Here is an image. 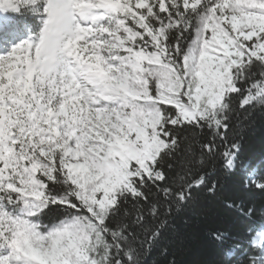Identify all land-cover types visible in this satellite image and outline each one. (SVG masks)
I'll list each match as a JSON object with an SVG mask.
<instances>
[{
  "label": "snow or ice",
  "instance_id": "6c2138e0",
  "mask_svg": "<svg viewBox=\"0 0 264 264\" xmlns=\"http://www.w3.org/2000/svg\"><path fill=\"white\" fill-rule=\"evenodd\" d=\"M9 13L35 23L0 55V264H148L217 169L264 192L233 132L264 113V0H0V36ZM225 206L223 264H264V209Z\"/></svg>",
  "mask_w": 264,
  "mask_h": 264
},
{
  "label": "trees",
  "instance_id": "16d2710c",
  "mask_svg": "<svg viewBox=\"0 0 264 264\" xmlns=\"http://www.w3.org/2000/svg\"><path fill=\"white\" fill-rule=\"evenodd\" d=\"M12 20L19 27L34 24L32 19ZM233 132L245 158L257 162L264 160V113L257 112L250 122L234 128ZM176 163L179 167V162ZM213 179L219 182L218 194L210 197L206 192L197 193L193 203L177 220L176 230L169 233L167 253L154 251L148 264H171L172 261L175 264H223V249L211 238L210 232L219 230L237 236L244 230L242 222L225 206V202L251 205L259 213L264 209V192L244 187L239 175L229 176L219 169ZM256 221H260L259 215Z\"/></svg>",
  "mask_w": 264,
  "mask_h": 264
},
{
  "label": "rangeland",
  "instance_id": "374dc122",
  "mask_svg": "<svg viewBox=\"0 0 264 264\" xmlns=\"http://www.w3.org/2000/svg\"><path fill=\"white\" fill-rule=\"evenodd\" d=\"M0 15H2V14H0ZM12 18H23L27 21H29V19H32V21L35 23L34 17H27V18H24L22 16L13 17L11 13H9L7 15H3L2 24H3V27H6L4 29L5 34L11 35V38H10V40H6V38H0V55L7 54V51L12 46L22 42L23 40L28 39L30 37V35L32 34V32L29 30V27H27V26H25V28L19 27L20 25L13 23ZM13 25H15L14 28H12ZM33 31H34V29H33Z\"/></svg>",
  "mask_w": 264,
  "mask_h": 264
}]
</instances>
